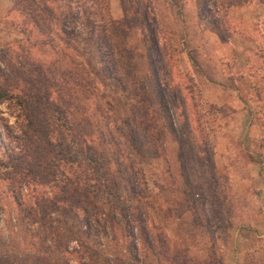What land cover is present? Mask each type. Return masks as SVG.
I'll list each match as a JSON object with an SVG mask.
<instances>
[{"label":"rangeland","instance_id":"374dc122","mask_svg":"<svg viewBox=\"0 0 264 264\" xmlns=\"http://www.w3.org/2000/svg\"><path fill=\"white\" fill-rule=\"evenodd\" d=\"M26 77L95 147L59 125L57 156L105 153L130 211L106 195L41 207L50 188L16 198L0 179V264H264V0H0V84ZM142 121L145 152L118 150Z\"/></svg>","mask_w":264,"mask_h":264},{"label":"trees","instance_id":"16d2710c","mask_svg":"<svg viewBox=\"0 0 264 264\" xmlns=\"http://www.w3.org/2000/svg\"><path fill=\"white\" fill-rule=\"evenodd\" d=\"M55 92L38 79L28 77L23 79L21 84H0V103H6L10 115L13 116V123L6 121L2 125V130L0 129V179L8 181L9 188H13L16 198L21 188H30L32 185L50 188L49 195L35 199L38 205L59 206L66 202L79 204L85 197L106 195L108 200L109 197L111 198V205L115 204V208L121 207L125 211L121 214L129 212L130 207L126 205L129 199H124V196L116 190L104 152L103 157L96 155L97 159L84 160V164L83 161L75 163L57 156V144L54 140L57 126L60 125L67 130L76 147L80 143L78 144L79 134L74 131L69 120L70 107L66 102L59 100ZM142 122L144 127L142 136L138 132L139 127L135 125L126 134L121 133L124 140L114 139L113 142L118 150H124L128 145L138 154L145 152L143 148L148 143L151 144L146 133L150 128L152 129V126L149 125L150 122ZM152 142L154 144V140ZM83 147H87L88 152L91 148L95 149L88 142L81 143L78 148ZM154 154H157L156 149H150L149 155L155 157ZM94 170L97 176L92 173ZM132 178L134 179V183H131L133 197H140L143 191L137 190L139 182L135 173ZM78 211L86 213L87 209L78 206ZM83 219L84 222L89 223L85 216ZM137 221L139 225L145 223L144 218L137 217L133 222ZM134 228V225L129 227V234L135 237L138 234L134 233Z\"/></svg>","mask_w":264,"mask_h":264}]
</instances>
